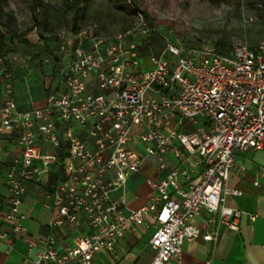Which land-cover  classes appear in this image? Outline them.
I'll return each instance as SVG.
<instances>
[{
    "label": "built area",
    "instance_id": "2783aa9c",
    "mask_svg": "<svg viewBox=\"0 0 264 264\" xmlns=\"http://www.w3.org/2000/svg\"><path fill=\"white\" fill-rule=\"evenodd\" d=\"M157 33L137 12L129 29L110 37L97 23L59 34L60 86L42 108L20 109L12 74L3 72L0 135H16L22 149L6 176L5 219L30 251L37 249L30 264H91L96 254L113 252L120 239L144 227L149 216L155 218L150 264H181L185 242L216 241L221 225L238 231L241 212L226 200L243 193L228 182L237 168L246 172L237 163L239 153L264 148V41L223 53L215 44L191 46L161 35L164 48L145 68L141 46ZM186 123L194 129L183 131ZM168 154L177 164L162 178ZM150 158L158 162V174L149 180L151 198L124 215L125 198L112 194L125 189ZM53 171L60 180L50 186ZM28 183L45 187L52 227L81 228L86 220L89 232L76 245L58 252L53 237L29 234L20 212ZM253 184L264 187V168ZM203 211L212 225L205 233L195 224ZM8 237L0 233V245Z\"/></svg>",
    "mask_w": 264,
    "mask_h": 264
},
{
    "label": "crops",
    "instance_id": "0c3cea01",
    "mask_svg": "<svg viewBox=\"0 0 264 264\" xmlns=\"http://www.w3.org/2000/svg\"><path fill=\"white\" fill-rule=\"evenodd\" d=\"M152 40L153 45L149 47L147 55L142 54L145 68H151L150 57L161 53L163 50L160 37ZM144 60L148 62L145 63ZM3 70L4 68L1 66L0 106L6 98ZM51 74L49 86L46 87L44 83L38 81L39 79L33 70L17 71V76L12 79V83L14 98L20 109L31 110L44 106L48 89L55 90L60 86V82L53 79ZM41 85L47 93L43 102L38 100V97L36 98ZM199 122L202 124V119ZM182 129L183 131H191L194 128L190 123H186ZM0 147L3 150V163L0 166V233H6L9 236L0 245V264H30L36 259L37 249L30 251L24 235L14 234L10 223L5 219L9 212L6 176L15 161L21 160L22 149L17 144L16 135H0ZM49 152L53 154L52 151ZM60 152L61 159L65 158V154ZM262 152H264V148L259 151L250 150L247 153H239L237 163L239 166H244L246 172L241 173L240 169L237 168L230 174L229 186L239 189L243 193L242 196H230L226 200L227 207L241 212V217L237 221L238 231L221 225L218 228L216 241L208 242L199 238L193 242H185L182 247L181 264H264V187L258 188L253 184L257 170L264 168ZM152 159L155 158L148 159L140 172L128 180L125 189L115 191L112 194L114 198H125L124 215H128L130 210H137L149 202L152 195L149 180L158 174V162L156 159V162ZM176 164V159L168 154L166 156L167 170L160 174L162 178ZM59 178L60 175L57 171H53L48 178V184L50 186L56 185L60 180ZM45 194L44 186L35 183L27 184L20 208L21 214L25 217L22 224L32 236L53 237L56 241L54 248L58 252H63L67 247L76 245L89 232V227L86 220L83 219L81 228L68 226L58 229L52 227L54 213L44 206L47 202ZM209 218V214L203 211L195 219V224L202 233L212 227L208 222ZM154 224L155 218L149 216L144 227H139L136 232L129 233L120 239L113 252L101 251L96 254L91 264H150L155 255L150 247V240L155 231Z\"/></svg>",
    "mask_w": 264,
    "mask_h": 264
},
{
    "label": "rangeland",
    "instance_id": "374dc122",
    "mask_svg": "<svg viewBox=\"0 0 264 264\" xmlns=\"http://www.w3.org/2000/svg\"><path fill=\"white\" fill-rule=\"evenodd\" d=\"M51 11V26L55 35L68 29L67 21L57 12L63 0H43ZM31 0H4L5 11L16 19L18 33L24 35L30 46L14 41L10 43L11 56L18 61H7L4 71L11 72L13 78L17 71L33 70L38 81L49 86L50 74L54 60L43 51L44 46L31 16L29 4ZM103 0H97L91 8L92 20L87 24L98 23L96 18L105 9ZM144 7L153 12L157 20V29L162 37L174 42L191 46L214 44L223 39L231 45H256L264 40V0H145ZM110 29H113L111 26ZM143 43V38L138 37ZM55 46V42L53 43ZM40 53V54H39ZM32 55L37 59L24 61V57ZM38 55V56H36ZM145 63L148 61L144 60ZM13 81V80H12ZM38 83V82H37ZM36 96L42 101L46 92L41 85ZM264 155V152L261 153ZM155 161V159H152ZM156 164V163H155Z\"/></svg>",
    "mask_w": 264,
    "mask_h": 264
},
{
    "label": "trees",
    "instance_id": "16d2710c",
    "mask_svg": "<svg viewBox=\"0 0 264 264\" xmlns=\"http://www.w3.org/2000/svg\"><path fill=\"white\" fill-rule=\"evenodd\" d=\"M96 1L97 0H63L62 7L58 9L57 13L66 21L69 18L71 19L68 23L69 26L67 30L77 32L80 28L86 26L92 20L90 12ZM3 2L4 0H0V58L4 59V66L7 61H12L13 58V56L10 57V43L17 40L27 46H30V44L26 41L24 35L18 33L16 19L12 14L5 11ZM103 2L102 6H105V9L98 15L96 20L98 22L97 24L101 27L102 35L105 37H110L118 32H123L129 29L135 21L137 12H140L145 16L152 28H158V23L153 12L144 7L145 0H103ZM29 9L35 24V29L38 31L39 38L44 46L43 51L40 52L49 55L54 60L51 75L53 79H57L60 82L59 73L61 69L64 68V60L58 53V35H55L51 26L50 17L51 11L54 10V7L49 6L43 0H31ZM111 26L113 29H110ZM156 37H161V34L157 33L152 39H155ZM152 39L149 43L144 42L142 44L141 52L143 55H147L149 47L153 45ZM54 42L55 46L53 45ZM214 44L219 51L223 53L229 51L233 46L223 39L218 40ZM258 44L248 46L256 47ZM162 46L164 48V44ZM28 56L31 57L30 61L37 59V57H33L32 55ZM50 92H52V90L49 88L48 94Z\"/></svg>",
    "mask_w": 264,
    "mask_h": 264
}]
</instances>
